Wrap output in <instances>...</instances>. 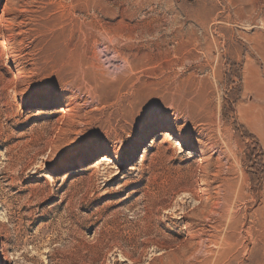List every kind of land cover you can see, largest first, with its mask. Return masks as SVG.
I'll return each mask as SVG.
<instances>
[{
	"label": "rangeland",
	"instance_id": "1",
	"mask_svg": "<svg viewBox=\"0 0 264 264\" xmlns=\"http://www.w3.org/2000/svg\"><path fill=\"white\" fill-rule=\"evenodd\" d=\"M0 253L264 264V0H0Z\"/></svg>",
	"mask_w": 264,
	"mask_h": 264
},
{
	"label": "bare ground",
	"instance_id": "2",
	"mask_svg": "<svg viewBox=\"0 0 264 264\" xmlns=\"http://www.w3.org/2000/svg\"><path fill=\"white\" fill-rule=\"evenodd\" d=\"M96 9V8H95ZM94 26V25H93ZM107 60V59H106ZM116 60V59H115ZM112 63V62H111ZM118 65V64H116ZM54 102H52L51 100H44V101H39V102H35L33 105L34 106H43V107H48L50 105H53ZM68 107V104H65V108ZM159 139H164V140H174V137L172 135V133L169 131V130H161L159 131L157 134H154L150 139H149V145L148 147H145L143 149V154H142V157L141 159H144L146 157V155L149 153V150L150 148L156 143L159 141ZM163 140V141H164ZM176 141V146H179V147H182L183 146V143L180 142L179 140H175ZM194 152H191L190 154L191 155H196L195 153L193 154ZM202 157V156H201ZM200 157V158H201ZM202 159V158H201ZM98 163H102V162H111V158L110 156L104 154L102 156H100ZM53 164H55L56 166H60L61 164L57 161V159L53 158ZM1 260H2V255L0 253V263H1Z\"/></svg>",
	"mask_w": 264,
	"mask_h": 264
}]
</instances>
